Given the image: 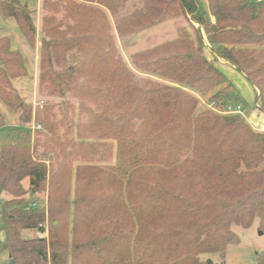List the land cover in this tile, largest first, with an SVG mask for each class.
Here are the masks:
<instances>
[{"label": "trees", "instance_id": "obj_1", "mask_svg": "<svg viewBox=\"0 0 264 264\" xmlns=\"http://www.w3.org/2000/svg\"><path fill=\"white\" fill-rule=\"evenodd\" d=\"M79 1H43L40 79L49 95L81 100L87 118L76 123L67 102L58 121L53 106L35 109L34 122L50 133L45 144L57 154L55 166L29 146L0 148V253L11 264H212L198 256L223 257L239 241L232 226L248 229L258 219L264 227V133L231 113L240 97L222 88L232 85L214 66L222 59L241 74L264 111V0H206L213 23L200 0H134L142 7L123 17L118 10L130 0ZM93 4L116 19L121 37L187 15L202 27L212 60L200 33L194 39L184 31L132 61L173 85L138 83ZM0 14L33 46L22 0H0ZM71 53L76 61L67 63ZM26 72L20 53L0 38V101L28 124L31 107L11 85ZM195 95L218 109L199 110ZM45 189L46 205H39L33 197ZM45 223L46 237L23 236L44 233ZM255 261L264 264V252Z\"/></svg>", "mask_w": 264, "mask_h": 264}, {"label": "rangeland", "instance_id": "obj_2", "mask_svg": "<svg viewBox=\"0 0 264 264\" xmlns=\"http://www.w3.org/2000/svg\"><path fill=\"white\" fill-rule=\"evenodd\" d=\"M22 2L27 4L29 7L28 10L31 13V17L34 25V42L31 46L25 38L22 37L19 30L17 29L15 23L11 19H5L0 14V38L7 37L10 40L11 49L17 50L23 58L26 75L20 79H14L11 81V85L16 93L19 95L22 102L31 107L32 121L28 124H25L19 120L20 113L16 110L6 106L0 101V114L4 118V125L0 127V148L6 144H22L29 146L30 149H35L38 159L41 161H46V166H55L57 154L52 151L49 152L45 144V139L50 138V133L45 129V125H38L34 122V113L35 109L42 110L43 107L50 106L54 107L53 111L56 116V121L62 119L61 113L58 110V107L67 102L69 104V111L71 112L72 119L77 123H84L86 121V115L80 114V105L81 100L66 95L64 98H59L57 96H51L45 91V83H41V73L44 68L40 67V51L41 45L44 41L45 43V23L43 24L42 19L47 14L45 9H43V1L41 0L40 8L33 12L35 0H24ZM58 1V0H51ZM80 2L79 0H73ZM27 2V3H26ZM200 3L203 7L205 14L209 15L208 4L206 0H200ZM92 6L99 8L105 13V16L108 20L109 30H107L108 35L112 37L114 46L117 53L122 59L123 63L126 64L127 68L135 76V80L138 83H141L145 80L151 82H157L162 84L173 85L170 82L164 81L160 78H157L153 75L144 74L139 72L133 67V57L138 53L149 51L155 47L166 45L178 39L180 33L188 31L191 35V38L195 39L194 33L195 30L200 33V37L205 44L203 53L204 56L212 60L211 49L207 45L206 37L202 27L190 20L189 16L179 15L174 18H166L164 21L160 22L157 25L148 27L140 30L139 32L126 36H119L116 32V19L110 15V13L102 7H99L96 4ZM142 6L140 3L130 0L125 6L118 10L117 17H123L131 14L137 9H140ZM56 19L60 20L62 14L55 15ZM210 21L213 23L214 19L209 15ZM193 27V28H192ZM71 53L66 55V61L75 62V55ZM72 55V57H71ZM227 63L222 59H217L214 61V66L221 70V67L225 70ZM225 66V68H224ZM232 68V67H231ZM222 71V70H221ZM236 71V70H235ZM237 76L245 82V80L237 73ZM227 78V76H226ZM244 80V81H243ZM227 81L232 85L233 89H225L226 92L230 91L233 95L240 97V102H233L235 105H241L246 110L244 118L248 119L251 115H256L261 118L260 124L264 127V111L258 110L255 108V98L256 92L250 84L239 83L235 85L229 78ZM199 101L198 109H209L217 110L218 107L214 104L207 105L208 98H199L198 95H195ZM218 105V104H217ZM219 106V105H218ZM232 108L231 110H233ZM248 123V122H247ZM249 124V123H248ZM253 129V128H252ZM254 130V129H253ZM256 131V130H254ZM60 134L63 133V129L59 128L58 131ZM259 132V131H257ZM263 133V132H262ZM28 180L25 179L22 182V187L24 190L29 188ZM74 188V176L72 177V187ZM48 189V188H47ZM47 189L45 191L36 194L33 199H37L39 205H46L47 201ZM71 191V192H72ZM72 197V196H71ZM3 199L8 197L3 196ZM26 200H29L30 195L27 193L24 195ZM44 233H40L38 230H28L23 232V236L26 238H38L47 236V223L44 224ZM231 230L238 236L239 241L237 244L229 245L226 248L225 254L223 257H220L218 254H202L198 256V259L202 263L210 261L212 264H257L255 261L256 253L264 252V227L260 228L259 220L255 219L252 226L248 229H242L238 226H232ZM0 264H11L8 261L7 254L4 251L0 253Z\"/></svg>", "mask_w": 264, "mask_h": 264}, {"label": "crops", "instance_id": "obj_3", "mask_svg": "<svg viewBox=\"0 0 264 264\" xmlns=\"http://www.w3.org/2000/svg\"><path fill=\"white\" fill-rule=\"evenodd\" d=\"M23 2H25L24 0H23ZM27 3V2H26ZM40 3H41V0H35V2H34V8H33V12L35 11V10H37L38 11V9L40 8ZM25 4V3H24ZM26 6H27V4H25ZM27 8H29L28 6H27ZM15 23V22H14ZM15 25H16V27H17V29L19 30V28H18V26H17V24L15 23ZM19 32H20V30H19ZM20 34H21V32H20ZM22 35V34H21ZM22 37H23V35H22ZM3 38H7V37H3ZM24 38V37H23ZM10 41V40H9ZM12 46V45H11ZM224 68H225V66H224ZM221 70H222V72L225 74V76H227V78H229L230 79V81H232L233 83H235V85L236 84H238L239 85V83L241 82V83H243V84H247V81L245 80V78L241 75V74H239L237 71H235L233 68H231L230 66H228V65H226V68H225V70L221 67ZM237 73L245 80V82H242V80L239 78V76H237ZM243 80V81H244ZM239 82V83H238ZM233 89V88H232ZM233 91H234V89H233ZM234 93H235V91H234ZM236 94V93H235ZM255 106V105H254ZM260 121H261V118L260 117H257L256 115H251L250 117H248V119H247V122L249 123V125L254 129V130H256V131H259V132H263L264 133V127H262V125L260 124Z\"/></svg>", "mask_w": 264, "mask_h": 264}, {"label": "built area", "instance_id": "obj_4", "mask_svg": "<svg viewBox=\"0 0 264 264\" xmlns=\"http://www.w3.org/2000/svg\"><path fill=\"white\" fill-rule=\"evenodd\" d=\"M257 1L259 2L260 0H257ZM231 113H233V114H238V115L244 117L245 114H246V110H245V108H243L241 105H239V106H236L235 109H233V110L231 111Z\"/></svg>", "mask_w": 264, "mask_h": 264}]
</instances>
